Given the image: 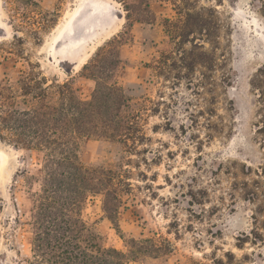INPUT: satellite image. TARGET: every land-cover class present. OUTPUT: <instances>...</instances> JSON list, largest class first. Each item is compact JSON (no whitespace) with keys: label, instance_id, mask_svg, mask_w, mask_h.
<instances>
[{"label":"rangeland","instance_id":"374dc122","mask_svg":"<svg viewBox=\"0 0 264 264\" xmlns=\"http://www.w3.org/2000/svg\"><path fill=\"white\" fill-rule=\"evenodd\" d=\"M80 6L72 39L80 47L66 38L59 50L70 54L55 53ZM188 11L205 17L209 36L189 39L213 57L210 67L181 62L183 47L193 46L180 43L171 21ZM29 71L45 78L53 104L64 95L57 83L70 82L83 101L101 85V116L82 121L89 125L115 123L118 108L141 115L136 129L145 138L136 150L99 134L79 141V159L97 174L129 171L131 188L117 190L121 202L95 183L82 211L124 264H217L227 253L235 264H264V0H0V85L16 96L5 110L26 107L19 78ZM3 134L0 264H28L46 160ZM106 194L118 225L104 209Z\"/></svg>","mask_w":264,"mask_h":264},{"label":"trees","instance_id":"16d2710c","mask_svg":"<svg viewBox=\"0 0 264 264\" xmlns=\"http://www.w3.org/2000/svg\"><path fill=\"white\" fill-rule=\"evenodd\" d=\"M193 16L197 17L195 23H191ZM171 25L180 37V43H191L193 46L191 49L183 47L181 51V62L187 69L194 70L197 64L205 67L213 65V57L196 43L197 39H189L196 32L209 36L203 13L188 11L179 22L171 21ZM207 57H210V65L206 63ZM45 84V78L40 73L25 72L19 78V88L26 107L9 111L5 110V100L11 98L13 103L15 92L9 89L10 94H6L7 87L0 85V139H6L3 130H7L14 136L16 146L39 150L46 160L47 184L34 216V254L28 264H124V254L104 244L101 235L92 231L85 222L82 211L89 195L95 192V183L105 186L103 190H107V193L115 191L114 200L121 202L117 190L124 191L126 186L131 188L124 178L129 171L124 169L125 173L119 174L116 170H108L97 174L95 169L86 167L79 159V141L81 136L99 134L121 142L129 151L136 150L137 144L145 138L136 129L141 115L137 111L120 113L121 108H118L113 113L115 123H107V127L103 124L102 127L89 125L93 120L82 121L91 114L93 118L101 116L98 111L101 106L98 101L101 85L91 101H83L72 94L75 92L70 82L57 83L64 95L62 102L53 104L49 100L50 85ZM110 88L120 103L128 100L121 87L111 85ZM112 120L110 118L109 121ZM50 134L57 139L42 140ZM113 206L115 203L106 194L104 209L113 223L118 225L115 222L117 218L111 213L117 212ZM131 247L132 253L136 251L134 242ZM226 255L227 260L218 259L216 263L235 264L233 253Z\"/></svg>","mask_w":264,"mask_h":264},{"label":"bare ground","instance_id":"6f19581e","mask_svg":"<svg viewBox=\"0 0 264 264\" xmlns=\"http://www.w3.org/2000/svg\"><path fill=\"white\" fill-rule=\"evenodd\" d=\"M115 5V4H114ZM82 13H83V9H82V6H80L78 9H77V11H76V13H75V16L71 19V21L66 25V27L64 28V30L60 33V36L58 37V39L56 40V42L54 43V52L55 53H58L59 54V52L60 53H64L65 54V52H68V54H70V52H69V50L68 49H66L65 50V47L66 46H64V47H62V49L61 50H59V47H61L60 46V42L61 41H63L64 39H69L68 41V43H69V45H71V48H73L74 47V49L73 50H75V49H77L78 47H80V46H73V43L74 44H78V42L76 41V40H72V39H75V37H76V32H77V30H76V24H81L82 22H81V20H82ZM112 28V27H111ZM104 32V31H103ZM90 41V40H89ZM91 47V46H90ZM86 52V51H85ZM82 54V53H81ZM80 57H81V55H80ZM78 58V57H77ZM78 59H80V58H78ZM84 59V58H83ZM82 60V59H81ZM79 61V60H78ZM81 63H82V61H81Z\"/></svg>","mask_w":264,"mask_h":264},{"label":"water","instance_id":"95a60500","mask_svg":"<svg viewBox=\"0 0 264 264\" xmlns=\"http://www.w3.org/2000/svg\"><path fill=\"white\" fill-rule=\"evenodd\" d=\"M68 71H70V70H68Z\"/></svg>","mask_w":264,"mask_h":264}]
</instances>
